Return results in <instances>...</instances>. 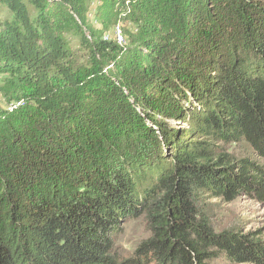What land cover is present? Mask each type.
Masks as SVG:
<instances>
[{
    "label": "trees",
    "instance_id": "1",
    "mask_svg": "<svg viewBox=\"0 0 264 264\" xmlns=\"http://www.w3.org/2000/svg\"><path fill=\"white\" fill-rule=\"evenodd\" d=\"M0 5V264H264V0Z\"/></svg>",
    "mask_w": 264,
    "mask_h": 264
},
{
    "label": "rangeland",
    "instance_id": "2",
    "mask_svg": "<svg viewBox=\"0 0 264 264\" xmlns=\"http://www.w3.org/2000/svg\"><path fill=\"white\" fill-rule=\"evenodd\" d=\"M10 15V12H8L4 6L0 5V16L2 17V19L4 20L6 18H9ZM94 15L95 10L93 9L89 16V20L94 23V26L97 27L99 26V24L96 22ZM124 26L125 25L123 24L121 28H123ZM118 37V31L115 30V39L118 40ZM122 37L124 38L123 35ZM1 78L3 77L0 76V79ZM0 98L2 99V106L0 107V109H3V106H5V104L8 102L2 94L1 89ZM217 217V224L219 225V227H224L233 219H237L243 223V227L246 231L255 232L257 230H261L264 233V206H261L248 198H242L230 205H223ZM149 236L150 232L143 220H131L126 223L124 232L119 236L117 240V250L121 258L129 257L136 246L141 241L147 239ZM215 264L227 263L224 261H218L215 262Z\"/></svg>",
    "mask_w": 264,
    "mask_h": 264
},
{
    "label": "bare ground",
    "instance_id": "3",
    "mask_svg": "<svg viewBox=\"0 0 264 264\" xmlns=\"http://www.w3.org/2000/svg\"><path fill=\"white\" fill-rule=\"evenodd\" d=\"M116 31H118L119 37L118 40L116 39V41L121 45V46H125L126 41L124 40V38L121 35V28L117 27ZM21 105L20 102H8L5 104V106H3V109L11 111L17 107H19ZM2 106V99L0 98V107Z\"/></svg>",
    "mask_w": 264,
    "mask_h": 264
}]
</instances>
